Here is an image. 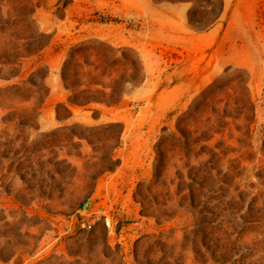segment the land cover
<instances>
[{
  "label": "rangeland",
  "instance_id": "rangeland-1",
  "mask_svg": "<svg viewBox=\"0 0 264 264\" xmlns=\"http://www.w3.org/2000/svg\"><path fill=\"white\" fill-rule=\"evenodd\" d=\"M263 4L0 0V264H264Z\"/></svg>",
  "mask_w": 264,
  "mask_h": 264
},
{
  "label": "trees",
  "instance_id": "trees-1",
  "mask_svg": "<svg viewBox=\"0 0 264 264\" xmlns=\"http://www.w3.org/2000/svg\"><path fill=\"white\" fill-rule=\"evenodd\" d=\"M263 15V16H262ZM264 19V4L262 5L261 8V19ZM244 73H246L244 71ZM247 75V73H246ZM249 77L246 76V78H244V80L242 81V87L244 88L245 92H246V102L248 103V105H252L251 101H250V96L249 93H247V83H248ZM222 82V77L218 78L215 80V82H213L201 95V97L203 98V103L202 105L204 106H209L214 104L215 100L221 95V91H223V86L220 83ZM92 92L94 93L93 90H88L86 93L87 95H91ZM101 92V94H103L104 96L107 95L106 93H103V91H97ZM115 95H118V98L114 101H109L108 104L109 105H113V104H117L120 101L121 98V91H114L111 94V98L115 97ZM92 100V98H87L85 99L82 104H88L90 103ZM215 107V106H214ZM214 109V108H213ZM212 109V110H213ZM253 109V108H252ZM202 110L199 106H194L192 109L188 110L187 112H185V114H183V116H181L177 122V127H176V131L172 132L170 134V137L173 139V142H175L176 147H178L179 149L183 150V152L190 153L192 152V148H191V135L189 133L186 132V130H184L183 125L186 123V120H191L193 119V116L196 115L197 113H200ZM255 112V110H254ZM213 113H216L215 110H213ZM167 130H163V134L166 133ZM159 145L156 147L157 148V158L155 161V169H154V183H160L164 177H165V172L167 170L166 168V157H165V152L162 149V147L164 146V137L163 135H161L160 139H159ZM185 157H187L185 155ZM207 176L210 179H212V174L207 173ZM203 179H208L207 177L205 178V176H203ZM203 187V189H205L204 184L201 185ZM189 192L187 195L184 196V198H182V200L184 201V203H196L197 202V198L195 197V191L194 188L191 186H188ZM181 192V191H180ZM135 198L137 199V201L141 204L142 207V215L146 216V217H154L159 221V217L158 215L154 214V212H146V211H151L150 207H148L147 204V199L144 196L143 192H142V184L138 185V188L136 190L135 193ZM208 199V198H207ZM204 205H212L213 207H216L215 204H213L212 201H205L203 203H199L196 206H193L195 209H200L202 208ZM158 224H160V222H158ZM242 238L239 237L237 239L234 240V246L231 249H228L226 246L222 248V251L220 253H223L222 256L223 257H229V261L231 263H235V264H249L248 263V259L246 254L244 253V246L242 245ZM236 249V250H235ZM238 255V258H236V256ZM217 261V260H216ZM228 261V260H227Z\"/></svg>",
  "mask_w": 264,
  "mask_h": 264
}]
</instances>
